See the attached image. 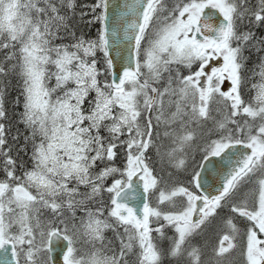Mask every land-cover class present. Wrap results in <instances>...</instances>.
<instances>
[{"label":"snow or ice","instance_id":"1","mask_svg":"<svg viewBox=\"0 0 264 264\" xmlns=\"http://www.w3.org/2000/svg\"><path fill=\"white\" fill-rule=\"evenodd\" d=\"M237 251L264 264V0H0V264Z\"/></svg>","mask_w":264,"mask_h":264},{"label":"trees","instance_id":"2","mask_svg":"<svg viewBox=\"0 0 264 264\" xmlns=\"http://www.w3.org/2000/svg\"><path fill=\"white\" fill-rule=\"evenodd\" d=\"M92 2H93V0H77V3L78 4H89V3H92ZM79 12H80V8H77V15L79 14ZM77 27H78V30L79 31H82V32H84V33H86L88 35H94V27H92V26H89V25H87L85 23H80L79 21H77ZM256 62H257L256 56L255 55H252V58H251V60L249 62V66L250 67L254 66V64ZM15 95H16V92H15L14 88H10L9 94H8V98H7V109H8V112H9L10 117H12V123L14 125L12 127V134H15L16 133L17 128L21 132L24 131L23 125L17 123L18 116L14 115L15 113H17L19 111V109H17L14 106V104H13V100L15 98ZM9 142L11 143V141H9ZM21 155L23 156V153H21ZM25 159H26V157H25ZM208 252H209V255L206 257V259L211 258L210 257V249L208 250ZM237 254H239L238 251L235 252V253H233L230 256H232V259H233L234 257H238L239 256ZM227 257H229V256H227ZM225 259L226 260L224 261V264H227L228 263V261H227L228 259L227 258H225Z\"/></svg>","mask_w":264,"mask_h":264},{"label":"rangeland","instance_id":"3","mask_svg":"<svg viewBox=\"0 0 264 264\" xmlns=\"http://www.w3.org/2000/svg\"><path fill=\"white\" fill-rule=\"evenodd\" d=\"M237 255H239V254H237ZM228 260V263L227 264H239V256L238 257H234L233 259H232V256H229V257H226ZM226 260V259H225Z\"/></svg>","mask_w":264,"mask_h":264},{"label":"water","instance_id":"4","mask_svg":"<svg viewBox=\"0 0 264 264\" xmlns=\"http://www.w3.org/2000/svg\"><path fill=\"white\" fill-rule=\"evenodd\" d=\"M113 2L115 3V2H116V0H113ZM212 167H213V165H212V164H209V165H208V168H209V169H211ZM213 176H215V173H213Z\"/></svg>","mask_w":264,"mask_h":264}]
</instances>
